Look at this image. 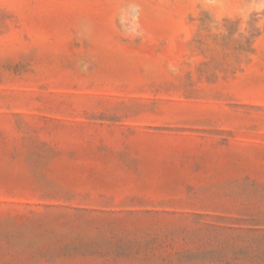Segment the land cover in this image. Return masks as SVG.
I'll return each mask as SVG.
<instances>
[{"label":"rangeland","instance_id":"1","mask_svg":"<svg viewBox=\"0 0 264 264\" xmlns=\"http://www.w3.org/2000/svg\"><path fill=\"white\" fill-rule=\"evenodd\" d=\"M0 264H264V0H0Z\"/></svg>","mask_w":264,"mask_h":264}]
</instances>
